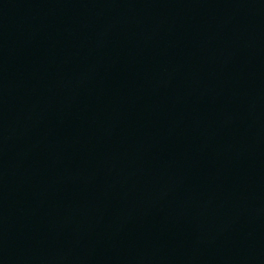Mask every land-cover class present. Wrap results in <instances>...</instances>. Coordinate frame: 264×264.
Returning a JSON list of instances; mask_svg holds the SVG:
<instances>
[{
    "label": "water",
    "instance_id": "1",
    "mask_svg": "<svg viewBox=\"0 0 264 264\" xmlns=\"http://www.w3.org/2000/svg\"><path fill=\"white\" fill-rule=\"evenodd\" d=\"M0 264H264V0H0Z\"/></svg>",
    "mask_w": 264,
    "mask_h": 264
}]
</instances>
